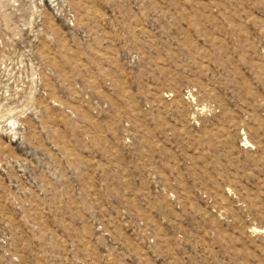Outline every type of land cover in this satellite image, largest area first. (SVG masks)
Wrapping results in <instances>:
<instances>
[{"label":"rangeland","instance_id":"obj_1","mask_svg":"<svg viewBox=\"0 0 264 264\" xmlns=\"http://www.w3.org/2000/svg\"><path fill=\"white\" fill-rule=\"evenodd\" d=\"M0 264H264V0H0Z\"/></svg>","mask_w":264,"mask_h":264}]
</instances>
